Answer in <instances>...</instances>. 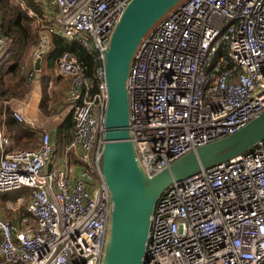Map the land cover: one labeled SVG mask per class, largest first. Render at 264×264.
Instances as JSON below:
<instances>
[{
    "label": "built area",
    "instance_id": "1",
    "mask_svg": "<svg viewBox=\"0 0 264 264\" xmlns=\"http://www.w3.org/2000/svg\"><path fill=\"white\" fill-rule=\"evenodd\" d=\"M129 1L50 0L58 34L92 52L97 89L73 54L58 58V74L71 78L74 136L66 150L77 164L54 167L47 135L37 149L5 150L0 119V192L30 191L18 223L0 215V264H101L112 207L101 169L102 55ZM7 41L0 34V50ZM126 87L148 176L234 133L264 112V0H181L141 38ZM143 264H264V139L161 192Z\"/></svg>",
    "mask_w": 264,
    "mask_h": 264
},
{
    "label": "water",
    "instance_id": "2",
    "mask_svg": "<svg viewBox=\"0 0 264 264\" xmlns=\"http://www.w3.org/2000/svg\"><path fill=\"white\" fill-rule=\"evenodd\" d=\"M180 1L130 0L102 55L106 104L101 169L112 207L101 264H143L150 217L161 192L170 184L235 157L264 139L262 112L234 133L186 152L151 176L143 171L131 136L126 80L141 38Z\"/></svg>",
    "mask_w": 264,
    "mask_h": 264
},
{
    "label": "crops",
    "instance_id": "3",
    "mask_svg": "<svg viewBox=\"0 0 264 264\" xmlns=\"http://www.w3.org/2000/svg\"><path fill=\"white\" fill-rule=\"evenodd\" d=\"M32 1L36 8L30 7L29 12L35 15V18L28 21L29 30L24 27L17 28L18 33L31 34L26 39H15L16 24L12 25L16 17L15 11L9 15L11 21L7 24H4L5 16L0 17V34L10 39V45L0 50V119L8 139L5 150L37 149L43 136L47 135L55 151L54 163L52 162L54 167L61 165L65 160L77 164L76 153L66 150L74 136L71 102L64 98L56 106L59 102L57 87L62 85L60 89L66 97L71 78L59 75L57 64L51 66L49 63L56 38L73 40L58 34L60 27L56 20L57 10L50 0ZM18 8L17 11H20ZM12 10L14 9H8ZM4 27L7 28L4 30ZM8 30L12 31L8 32L11 34L5 35ZM39 46L41 50L36 54L35 50ZM37 60L38 67L35 66ZM54 109L56 115H53ZM14 110L26 120L15 119L12 115ZM68 119H71L72 124ZM21 216H16L17 221L14 223H18Z\"/></svg>",
    "mask_w": 264,
    "mask_h": 264
},
{
    "label": "trees",
    "instance_id": "4",
    "mask_svg": "<svg viewBox=\"0 0 264 264\" xmlns=\"http://www.w3.org/2000/svg\"><path fill=\"white\" fill-rule=\"evenodd\" d=\"M30 6H32L33 8H36L34 6V3L32 0H25ZM17 6H11L7 0H0V17L5 16L6 14L12 15L13 11H15V19L12 22L16 24V36L17 39H21L24 40L26 39L28 36H31V34H29V32L26 33H18L17 32V28L20 27H24V28H28L29 30V24L28 21L31 20L30 18H26V20H23V11H17ZM8 9H14L12 11H8ZM8 21H11V18L7 19L5 18L4 24H7ZM28 25V27H26ZM10 27V26H8ZM7 28V27H6ZM4 27V30L6 29ZM10 30L5 31V35H10V33H8ZM72 53L77 60L80 62V64L83 67V71L85 76L89 79L90 84H91V88L92 91L94 92L97 88H96V78H95V67H96V62L93 58V54L92 52L88 51L87 49H85L79 42L76 41H67L65 39H60V38H56L54 41V49L51 52L50 58H49V63L50 65H54L57 64L58 58L63 54V53ZM71 122V119H68ZM72 124V122H71ZM12 193L9 192V199H12L14 202L15 200H17V198L24 196V198H28L27 201L29 200V195H30V191L29 189L26 188H21V189H16V190H12ZM26 212V208L25 206L22 207L17 214L14 217L10 218L12 219L13 222H16V216L19 217L21 216V214H24Z\"/></svg>",
    "mask_w": 264,
    "mask_h": 264
},
{
    "label": "rangeland",
    "instance_id": "5",
    "mask_svg": "<svg viewBox=\"0 0 264 264\" xmlns=\"http://www.w3.org/2000/svg\"><path fill=\"white\" fill-rule=\"evenodd\" d=\"M9 1V2H8ZM7 2L11 5V6H18L20 8V10H22L23 12V20H26V18H30V19H33L35 18V15H32L30 12H29V8L32 7L30 6L26 1H23V2H19L17 0H8ZM34 2V1H33ZM34 13V12H32ZM9 14H6L5 15V18H9ZM33 22V21H32ZM34 26V22L32 24V27ZM35 27V26H34ZM33 27V28H34ZM12 32V31H10ZM14 33V32H13ZM11 34V33H10ZM13 36V35H12ZM8 38V37H7ZM14 38V36H13ZM16 39V38H15ZM38 42V40H37ZM7 44L10 45V39L8 38V41H7ZM62 88V85H59L57 87V99L59 100V102L57 103L56 106H58V104L60 103L61 99L64 100V98H66L67 100V96L65 97V94L62 93L61 89ZM69 90V89H68ZM66 91V89H65ZM68 93V92H67ZM55 108V107H54ZM72 115H73V112L71 111ZM53 115H56V109H54L53 111ZM60 149V147H59ZM12 191V190H11ZM11 191H7V192H0V215L1 216H4L6 218L8 217H14L17 212L24 206H26V203H27V199L28 198H23V201L22 202H18V201H14L12 202L13 200L12 199H9V192L12 193ZM8 204H10L12 206V208H10L8 206Z\"/></svg>",
    "mask_w": 264,
    "mask_h": 264
}]
</instances>
